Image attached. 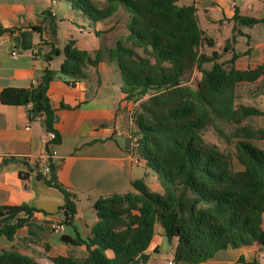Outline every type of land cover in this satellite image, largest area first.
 <instances>
[{
	"label": "trees",
	"instance_id": "obj_1",
	"mask_svg": "<svg viewBox=\"0 0 264 264\" xmlns=\"http://www.w3.org/2000/svg\"><path fill=\"white\" fill-rule=\"evenodd\" d=\"M65 1L93 21L112 15L118 6L129 13L127 36L118 40L108 54L119 68L124 99L137 105L131 130L137 145L132 151L156 173L164 191H152L142 179H136L131 182L132 191L97 198V221L90 236L63 237L65 242L84 244L88 255L82 260L58 256L52 261L139 264L147 259L144 251L155 223L161 225L168 241L176 239L173 260L177 264L206 261L227 247L258 243L264 248V150L250 141L264 140V128L247 123L253 116L264 115V109L235 101L237 85L263 77L264 63L246 70L236 69L234 64L240 55L234 48L235 37L243 33L238 26L264 23V17H243L236 12L233 33L223 49L231 55L220 60L223 52L213 50L207 54L202 49L214 43L200 29L193 5L179 4V0H105V5L97 8L91 0ZM73 45L74 41L69 40L61 50L52 48L50 54L62 52L60 73L78 79L85 76L87 64L100 60L102 50L91 55ZM205 64L210 66L206 68ZM193 69L201 72L196 87L184 80ZM54 75V71L45 69L36 85L4 87L0 102L30 103L29 117L40 118L44 131L54 130V111L47 96ZM215 116L234 125L226 135L229 142L233 141L230 155L216 145L207 146L201 138L200 131L207 125L222 133ZM17 161L29 166L25 159L5 158L0 169ZM29 168L26 174L19 171L22 179L32 171ZM50 169L47 178L40 173L36 177L44 178L48 186L63 194L64 204L58 211L66 224L76 213V195L58 181L52 164ZM5 209L29 215L34 208L20 205ZM24 220L0 228V233L11 238ZM0 264L38 263L18 252L4 251L0 253Z\"/></svg>",
	"mask_w": 264,
	"mask_h": 264
},
{
	"label": "crops",
	"instance_id": "obj_2",
	"mask_svg": "<svg viewBox=\"0 0 264 264\" xmlns=\"http://www.w3.org/2000/svg\"><path fill=\"white\" fill-rule=\"evenodd\" d=\"M180 1L182 5H193L199 27L200 20L207 28L214 24L222 29L232 23L234 26L232 18L236 12L243 17H264V1L258 9L250 0H244V6L239 5V0ZM97 3L92 2L101 8L105 0ZM128 21L129 13L121 6L112 15L93 21L65 0H0V29L5 30L0 32V91L4 87L29 88L33 80L40 82L45 69L54 71L47 96L54 111L53 129L59 142L47 149L56 151L51 160L54 173L76 195L77 203L76 213L64 230L52 231L50 222L64 204V196L57 188L48 186L44 178L36 177L37 173L49 176V172L43 174L41 158L46 148L41 119H31L26 105L0 102V164L5 158H15L25 159L32 167L25 179L19 174L30 169L24 162H10L0 169V228L25 219L11 238L0 233V253L15 251L38 264H55L52 258L58 256L82 260L88 255L85 245L65 242L63 237L90 236L97 221L94 208L97 198L132 191L131 182L136 179H142L150 190L163 193L156 173L132 151V103L124 99L119 68L108 54L118 40L127 36ZM200 29L214 43L213 47L204 45L203 51L223 52L226 40L217 41L208 31ZM238 29L243 33L235 37L234 48L240 53L235 68L252 69L264 63V23L239 25ZM16 37L18 40H14ZM69 40L74 41L76 49L91 55L102 50L100 60L84 67L82 78L62 75L59 69L63 53L50 54L52 48L61 50ZM13 50L17 52L16 58L11 56ZM222 54L221 60L229 58L227 53ZM262 79L264 76L254 83ZM235 94L236 103L245 105L261 95L259 90L249 91L247 96L252 99L245 103L239 101L242 95L237 90ZM263 116H253L247 123L264 128ZM250 141L264 150L263 139ZM20 205L34 209L29 215L5 209ZM261 227L264 231V212ZM175 245L176 239L168 241L161 225L155 223L144 251L147 259L139 264H177L173 260ZM195 264H264V248L258 243L227 247Z\"/></svg>",
	"mask_w": 264,
	"mask_h": 264
},
{
	"label": "rangeland",
	"instance_id": "obj_3",
	"mask_svg": "<svg viewBox=\"0 0 264 264\" xmlns=\"http://www.w3.org/2000/svg\"><path fill=\"white\" fill-rule=\"evenodd\" d=\"M94 4L98 5V0H91ZM264 0H250L251 3H253L254 7L258 9L260 7V4H262ZM244 0H239V5L244 6L243 3ZM179 4L182 3V1H178ZM119 7V6H118ZM117 7V8H118ZM128 16V14H127ZM200 27L203 29V31H208L217 41H225L233 33V23L230 25H227V28L222 29L219 25L214 24L210 25V28H207L203 21L200 20ZM208 29V30H206ZM243 42V41H242ZM219 48V47H218ZM227 55L230 57L231 53L228 52ZM221 60V58H220ZM210 64H205L204 67H209ZM201 78V72L198 69H193L191 72H189L185 77L184 80L186 84H189L192 87H196L199 80ZM262 81L259 82H243L240 83L236 87L237 93L242 95L239 98L240 102L247 103L248 101H251L252 97L247 96V93L249 91H258L260 92V98L257 97V100H254V102L247 103L249 105H253L257 108L264 109V89L261 88ZM259 96V95H257ZM264 117V116H263ZM215 123L219 126V128L222 130V133L218 132L216 129H214L211 125H207L202 131H200L201 138L203 142L207 146L216 145L220 151L230 155L233 150V141L229 142L226 135L230 133L234 129V125L228 123L226 120L218 117H214Z\"/></svg>",
	"mask_w": 264,
	"mask_h": 264
},
{
	"label": "built area",
	"instance_id": "obj_4",
	"mask_svg": "<svg viewBox=\"0 0 264 264\" xmlns=\"http://www.w3.org/2000/svg\"><path fill=\"white\" fill-rule=\"evenodd\" d=\"M11 56L13 58H16L17 57V52L15 50H13L11 52ZM37 82L35 80L32 81L31 85H36ZM27 108H29L31 106L30 103H28L27 105ZM136 108H137V105L136 104H132L131 106V111H130V114H131V121H130V124L133 125V121H132V116L134 114V112L136 111ZM56 132L54 130H48V131H45L44 133V138H43V143H44V146L46 148V151L43 152L42 154V161H43V174H46L48 172H50V164H51V160L52 158L55 156L56 154V151L52 148H48L49 145H53L55 144V140H56ZM132 147L136 146L137 143L135 141V139L132 137ZM64 227H65V222H64V218H63V214L62 212H57L55 215H54V218L52 219V221L50 222V228L52 231L54 232H62L64 230Z\"/></svg>",
	"mask_w": 264,
	"mask_h": 264
},
{
	"label": "water",
	"instance_id": "obj_5",
	"mask_svg": "<svg viewBox=\"0 0 264 264\" xmlns=\"http://www.w3.org/2000/svg\"><path fill=\"white\" fill-rule=\"evenodd\" d=\"M14 40H18V38L16 37Z\"/></svg>",
	"mask_w": 264,
	"mask_h": 264
}]
</instances>
